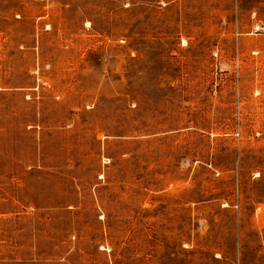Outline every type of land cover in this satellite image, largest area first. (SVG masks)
Masks as SVG:
<instances>
[{"label": "rangeland", "instance_id": "1", "mask_svg": "<svg viewBox=\"0 0 264 264\" xmlns=\"http://www.w3.org/2000/svg\"><path fill=\"white\" fill-rule=\"evenodd\" d=\"M0 264H264V0H0Z\"/></svg>", "mask_w": 264, "mask_h": 264}]
</instances>
